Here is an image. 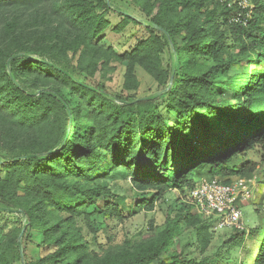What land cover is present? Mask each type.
Returning a JSON list of instances; mask_svg holds the SVG:
<instances>
[{"label":"trees","instance_id":"16d2710c","mask_svg":"<svg viewBox=\"0 0 264 264\" xmlns=\"http://www.w3.org/2000/svg\"><path fill=\"white\" fill-rule=\"evenodd\" d=\"M25 1L0 0V4ZM66 1L69 16L80 31L72 40H64L63 51L89 46L95 56L94 66L110 57L120 61L125 65L124 89L138 85L135 64L162 89L167 87L171 65L163 67L161 54L166 46L171 57L172 51L164 33L144 25L142 19L120 13L124 26L140 24L149 35L122 54L102 50L93 41L110 24L105 13L117 9L106 0ZM142 1L141 11L169 34L176 53L172 84L153 100L127 103L134 99L117 98L103 86L79 79L52 59L34 56L31 48L11 52L0 65L7 88L0 89V107L19 127L37 132L30 147L20 155L0 156L7 173L0 178V206L20 209L29 225L40 229L45 244L55 247L39 262L47 258L62 260V264H213L206 258L196 260L181 253L173 254L169 261L161 258L180 221L196 228L202 249L208 244L209 221L193 216L190 205L181 206L177 217L167 220L155 237L101 257L90 255L78 230L77 237H72L74 215H86L84 208L89 205L99 213L122 215L126 198L109 190L103 178L110 174L113 164L104 168L103 161L121 163L129 170L140 155L150 156L152 171L145 172L141 180L134 179V184L152 193L149 198L147 193L137 194L133 212L153 209L169 189L191 188L194 183L186 176L197 169L207 168L206 178L228 182L231 176H251L264 165V2L253 0L251 15L246 17L247 9L238 1L229 6L223 2L217 13L200 11L209 0ZM192 7L197 14L191 13ZM235 13H241L245 25L230 21ZM218 18L223 21L218 22ZM250 63H254L253 69ZM233 66L239 73L229 75ZM216 72L228 76L222 87L225 91L222 89L218 95L211 93ZM28 74H35L36 81H23ZM61 87L76 93L86 107L101 115V120L78 130L79 113L61 93ZM58 95L70 110L68 134V113ZM160 103L176 124L163 114ZM198 140L202 148L196 146ZM253 152L259 154V161L246 159ZM178 156L183 163L173 164ZM158 167L165 170L156 175ZM13 180L25 186L30 198L19 200L6 192ZM99 199L105 200L101 209L96 207ZM53 211H63L67 216L54 215ZM239 234L243 236L244 232ZM13 246L21 259L15 237L7 246L0 244V264H14ZM252 264H264V233Z\"/></svg>","mask_w":264,"mask_h":264},{"label":"rangeland","instance_id":"374dc122","mask_svg":"<svg viewBox=\"0 0 264 264\" xmlns=\"http://www.w3.org/2000/svg\"><path fill=\"white\" fill-rule=\"evenodd\" d=\"M228 1L229 3L242 2L244 5L242 8L247 9L245 16L251 15L253 0ZM258 1L264 2V0ZM109 3L113 9L124 11L138 20L148 18L140 9L142 0H109ZM222 7V1L209 0L200 8V11L208 10L217 13ZM68 10L69 2L66 0H26L24 3L0 4V65L11 52L31 48L34 50V56L52 59L60 66L67 68L79 79L99 84L103 86L106 92L117 98L132 100L162 89L156 80L137 64L133 68L138 80L137 87L124 89L125 65L120 61L110 57L106 62L102 59L99 60L94 66L95 56L90 51L89 46L82 45L76 51H63L64 40H72L80 31L69 16ZM152 11L151 16L155 9ZM191 13L197 14L194 7L191 8ZM105 17L110 24L93 41V44L102 50H112L122 54L149 35L148 31L140 24L128 23L124 26L119 12H106ZM217 21L222 22L223 20L218 18ZM161 59L163 67L171 65L172 57L169 47H165ZM243 63L247 62L244 61ZM249 66L250 69L255 67L254 63H250ZM238 73L237 66L231 67L228 72L229 75ZM35 77V74H28L22 80L36 81ZM212 77L215 84L211 93L218 95L228 76L216 72ZM4 82L5 79L1 74L0 67V89L2 91L7 90ZM60 91L69 100L71 107L79 113L78 130H86L94 120H101V115L86 107L76 93L70 94V90L65 87H61ZM227 96L232 103L236 102L230 93L227 92ZM162 105L160 103L159 106L163 114L171 120L172 124H176L175 118L164 112ZM223 129L226 132L227 126L224 125ZM36 135L37 132L34 129L19 127L17 122L9 118L0 107L1 157L11 158L20 155L24 149L30 147ZM196 146L202 148L203 144L198 140ZM149 159L150 156L140 155L138 160L129 166V170L126 169V165L121 163L110 161L101 163L104 168L113 164L112 171L103 179L109 190L112 193L123 195L126 202L125 205L121 206L122 215L120 217L96 212L93 205L84 208L86 215L84 213L74 215L73 226L71 227L73 230L72 237H77L76 231L78 230L81 238L86 242V249L90 255L101 257L104 254L115 253L126 246L146 242L165 228L167 220L177 217L180 209H182L181 206L188 207L187 194L189 188H172L156 201L153 209L133 212V204L137 200L136 195L144 192L149 198L152 193L149 189L140 190L134 184V179L141 180L145 172L152 171ZM180 159L181 156L176 157V162L173 164L183 163ZM246 159L259 161L260 157L257 152H253L252 154L249 153ZM1 163L2 160L0 159V178H5L7 173ZM164 170V167H158L155 173L159 175ZM206 176H208L207 168H201L189 172L186 177L195 183L200 177ZM234 177L236 176H231V178ZM240 177H245L254 182L251 197L240 206L242 220L248 232L241 236L235 229L217 228L208 220L210 225L208 228L209 242L202 249L196 228L185 221H180L171 243L161 254L164 261H169L175 253H181L184 257L196 260L206 258L213 264H252L264 233V165L251 176ZM6 192L19 200H26L31 196L25 186L15 183L14 180ZM104 203V199H99L97 209L103 208ZM190 211L193 216H198L202 222L205 220L193 208H190ZM53 214L60 217L67 216L63 211H53ZM23 224H26V229L21 236V244L26 262L29 264H62V260L47 258L43 262H39L40 258L54 251L55 247L46 245L40 229L30 226L21 213L0 212V244L3 246L10 244L12 239L19 235ZM233 237H236L235 240ZM14 254V264H21L15 247Z\"/></svg>","mask_w":264,"mask_h":264},{"label":"built area","instance_id":"2783aa9c","mask_svg":"<svg viewBox=\"0 0 264 264\" xmlns=\"http://www.w3.org/2000/svg\"><path fill=\"white\" fill-rule=\"evenodd\" d=\"M227 2L228 0H220ZM244 7L242 2H238ZM231 22L246 24L241 13H235ZM250 182V183H248ZM254 182L245 177H229L228 182L218 178L201 177L189 188L187 204L202 218L207 219L217 228H230L238 232H248L242 220L241 204L252 195Z\"/></svg>","mask_w":264,"mask_h":264},{"label":"water","instance_id":"95a60500","mask_svg":"<svg viewBox=\"0 0 264 264\" xmlns=\"http://www.w3.org/2000/svg\"><path fill=\"white\" fill-rule=\"evenodd\" d=\"M106 2L109 4V0H106ZM119 13H122L123 15H129L128 13L124 12V11H120V10H117ZM141 22L144 24V25H147L153 29H156V30H159L161 31L162 33H164L169 41V44H170V47H171V51H172V62H171V66H170V77H169V83L167 85L166 88L164 89H161L159 91H156L154 93H151L149 95H146V96H143V97H140V98H136L132 101H129L127 103H136V102H139V101H148V100H153L155 99L156 97H158L159 95H161L163 92L167 91L171 84H172V81H173V77H174V73H175V61H176V53H175V50H174V47L172 45V42L170 40V37H169V34L159 25H157L156 23L148 20V19H142ZM66 74L70 75L68 72L65 71ZM86 86L92 88L95 90V88L85 84ZM58 100L61 102V104L64 106V108L66 109L67 113H68V117H69V126H68V129H67V134L69 132V128H70V122H71V114H70V110L66 104V102L58 95L57 96ZM53 152V151H51ZM30 156V155H29ZM0 211H4V212H15V213H22V211L20 209H17V208H9V207H3V206H0ZM26 229V224H23L22 228H21V231L19 233V235L17 236V247H18V251L20 253V257H21V264H26L25 262V259H24V253H23V247H22V244H21V236L22 234L24 233Z\"/></svg>","mask_w":264,"mask_h":264}]
</instances>
